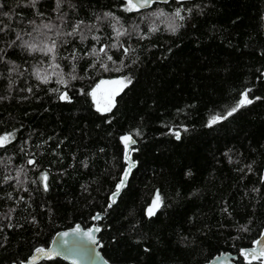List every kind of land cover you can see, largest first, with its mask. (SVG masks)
<instances>
[{
  "label": "trees",
  "instance_id": "1",
  "mask_svg": "<svg viewBox=\"0 0 264 264\" xmlns=\"http://www.w3.org/2000/svg\"><path fill=\"white\" fill-rule=\"evenodd\" d=\"M127 7L0 0V264L93 222L113 264H264L242 254L264 230V0ZM111 78L131 83L97 111L91 89ZM243 93L253 103L209 126ZM124 136L134 167L109 207Z\"/></svg>",
  "mask_w": 264,
  "mask_h": 264
},
{
  "label": "water",
  "instance_id": "2",
  "mask_svg": "<svg viewBox=\"0 0 264 264\" xmlns=\"http://www.w3.org/2000/svg\"><path fill=\"white\" fill-rule=\"evenodd\" d=\"M168 1L169 0H152L151 3L154 2L166 3ZM133 3L141 4L142 0H133ZM151 3L148 6H140L137 8L138 9L148 8L151 5ZM130 145H132V143L129 142L128 147L126 149L124 142L125 149H124L123 157L126 162V165L123 169L120 180L125 170L129 169L130 165H131L130 171L134 167V163L128 157V150ZM126 151H127V156H126ZM263 173H264V167H263ZM124 187L125 186L120 188L118 194L115 196V199L117 198V196ZM116 192H117V188L114 192H112L109 195V204L112 203L113 193ZM98 214L100 217L104 215L101 213ZM98 214H96L94 217H96ZM95 220L96 219H94V221ZM96 228H99V226L95 222H93L88 227H82L81 225L76 224L68 228L60 229L53 234L49 243L46 246L37 247V248H43L45 249V251H50L52 253L51 258L43 255L42 253L36 252L37 248H35L24 260L11 264H36L42 260H51L56 258L61 259L67 264H113L108 262L100 252V243L97 237L99 231L98 232L95 231ZM76 229H79V231H76ZM89 229L93 230V235L95 236L97 241L96 244H93L85 235V233L88 232ZM64 233H68V235L65 236ZM253 250H255L254 255H253ZM262 251H264V230L258 235V237L255 239V241L251 246L244 248L242 250V254L248 260H259V259H264V255H261ZM235 260H236L235 254L219 253L213 256L210 260H208L204 264H235Z\"/></svg>",
  "mask_w": 264,
  "mask_h": 264
},
{
  "label": "snow or ice",
  "instance_id": "3",
  "mask_svg": "<svg viewBox=\"0 0 264 264\" xmlns=\"http://www.w3.org/2000/svg\"><path fill=\"white\" fill-rule=\"evenodd\" d=\"M30 2L32 4V6H35L36 0H30ZM151 2H152V0H142L141 4H135V3H133V0H127L128 7H127L126 10L131 11V10L136 9L137 7H140V6H148ZM60 4H61V0H57V7L58 8L60 7ZM181 11H182V9H177L175 11L174 15L176 17H178L180 20H183L184 16L181 15ZM190 11L191 10H189V12ZM106 15H110V14H106ZM44 27L45 28H50L51 26L50 25H44ZM78 27L79 26L77 25V28ZM170 28H171V30L173 32H175L177 30L176 26H171L170 25ZM153 30H155V29H153ZM69 34L71 35V33H69ZM17 39H20L19 35H17ZM13 43H15V41H13ZM24 46L28 47L31 51H42L45 54H48V53L54 51L55 42H53V45L51 47L46 46L45 48H38L37 45L29 44L27 41H25L24 42ZM101 51H103V49H101ZM109 59H111V58L109 57ZM72 78L75 79V76H73ZM130 83H131L130 79L124 78V79L116 80V81H101L100 84H97L96 87L90 93V95L94 98V100H95V102L97 104V111H101V112L111 111L112 107H114V97L116 95H118L119 92L122 91L124 87H127V85L130 84ZM104 84H114V85H118L119 87H116L114 89H110V90H106L105 91V93L103 95L104 104H103V106H101L100 100L97 99V93L100 91L101 85H104ZM60 98L62 100L69 99L67 97L66 93L62 94ZM257 99H259V98H257ZM251 103H253V101L251 99H248L247 93H243L241 100L238 102V104L235 107H233L230 111L227 112L226 116H219V115L213 116L211 118L210 122H209V126H211L212 124L217 123L221 119H226L227 116H231L240 107L244 106L245 104H251ZM9 135H11V134H9ZM175 135H176L177 139H180V135H179L178 132H176ZM8 140H9V136H0V146H3L6 142H8ZM122 140L125 142L126 149L128 147L129 142L132 143V144L135 143V141L131 139V136H124V137H122ZM126 156H127V151H126ZM29 163H34V161H29ZM130 168H131V165L129 166V169L125 170L120 182L117 184V192L113 193V201H112L113 203L115 202V196L118 194L120 188L125 186V184H126L127 177L129 175V172H130ZM42 179L44 181L47 180V174L46 173L42 175ZM45 190H47V184L46 183H45ZM157 199H158V197H157ZM155 203L156 202L154 201V204ZM109 207H111V204L109 205ZM152 214H154V212H153V209L150 208L149 209V215H152ZM94 219H100L99 214L96 217H94ZM76 231H79V229H76ZM95 231L98 232V231H100V229L96 228ZM64 235L67 236L68 233H64ZM85 235L88 237V239L93 244L97 243L96 238L93 235V230L92 229H89L88 232L85 233ZM36 252L42 253L43 255H45V256H47L49 258H51V256H52V253L50 251H45V249H43V248H37ZM254 254H255V250H253V255ZM261 255H264V251L261 252Z\"/></svg>",
  "mask_w": 264,
  "mask_h": 264
},
{
  "label": "rangeland",
  "instance_id": "4",
  "mask_svg": "<svg viewBox=\"0 0 264 264\" xmlns=\"http://www.w3.org/2000/svg\"><path fill=\"white\" fill-rule=\"evenodd\" d=\"M121 79H122V78H111V79L100 80L99 82H97V83L94 85V87L91 89V92H92V90L96 87L97 84H100L101 81H116V80H121ZM116 87H119V86H118V85H114V84H104V85H101V89H100V91L97 93V99L100 100L101 106H103V104H104L103 95H104L105 91H106V90H110V89H114V88H116ZM91 92H90V93H91ZM91 98H92V101H93V103H94L95 108H97V104H96L94 98H93L92 96H91ZM155 207H156V204L153 203V204L147 209L148 213H149V209H150V208H152V209L154 210Z\"/></svg>",
  "mask_w": 264,
  "mask_h": 264
}]
</instances>
